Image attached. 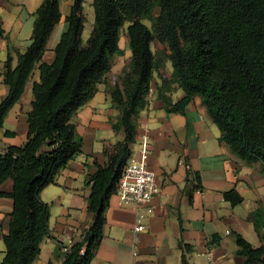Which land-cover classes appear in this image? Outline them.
<instances>
[{
  "label": "trees",
  "instance_id": "16d2710c",
  "mask_svg": "<svg viewBox=\"0 0 264 264\" xmlns=\"http://www.w3.org/2000/svg\"><path fill=\"white\" fill-rule=\"evenodd\" d=\"M92 7L93 26L83 43V0H74L53 60L46 63L41 60L60 11L58 0H43L33 14L29 45L16 52L15 66L10 51L4 61L3 83L8 91L0 100V129L35 68L39 79L32 83L26 141L0 152V197L13 202L0 264H32L43 239L50 236L49 205L41 200L40 192L55 184L59 171L81 153L83 139L72 117L97 93L113 58L124 54L118 43L126 23L130 60L120 84L110 93L118 111L112 128L122 132L123 139L104 148L106 163L97 164L86 178L91 225L62 254L61 264H90L94 257L109 199L131 155L129 144L135 141L139 114L147 106L153 76L165 58L171 73L169 78H160L158 88L165 111L184 114L187 104L198 96L230 150L247 164L260 163L264 174V0H92ZM155 8L159 9L156 17ZM143 20L151 22V27ZM2 33L0 29V38ZM155 41L166 45L167 54L153 52ZM173 85L183 92L176 102L167 94ZM9 179L12 189L4 192L1 186ZM223 194L233 204L241 201L233 190ZM247 220L262 245L255 248L236 235L237 254L244 264H264L263 210L255 209ZM179 248L180 264H187L186 253L192 248L181 240Z\"/></svg>",
  "mask_w": 264,
  "mask_h": 264
},
{
  "label": "crops",
  "instance_id": "0c3cea01",
  "mask_svg": "<svg viewBox=\"0 0 264 264\" xmlns=\"http://www.w3.org/2000/svg\"><path fill=\"white\" fill-rule=\"evenodd\" d=\"M42 1L0 0L3 32L0 100L8 91L2 75L7 53L10 51L12 66H15L16 52H23L31 41L33 14ZM58 2L60 20L51 32L41 62L53 60L54 47L67 28L65 17L74 0ZM83 12L84 29L86 21L93 26L92 0H83ZM86 40L82 37L83 43ZM161 74L170 77L168 73ZM38 79L39 71L35 68L22 98L7 113L0 129V152L26 141V114L32 108V83ZM160 85V78L155 74L147 106L138 117L135 141L129 144L132 154L138 151L142 139H147L148 165L155 173L158 193L140 210L119 206L115 194L111 195L103 236L90 264H180V240L192 248L186 253L187 264H244L243 257L237 254L236 235L255 248L262 245L253 224L247 220L249 213L257 208L264 212L261 165L247 164L230 150L198 96L187 104L184 114L167 113L158 96ZM172 87L167 94L176 102L183 92ZM117 115L110 92L102 84L93 98L73 115L72 122L83 139L81 153L59 171L55 184L40 192L41 200L49 205L50 236L43 239L40 254L32 264H61L63 248L79 242L90 227L91 219L86 211L89 188L85 181L96 171L97 164L106 163L104 148L123 139L122 132L112 128ZM12 185L10 179L6 180L1 190L10 192ZM231 190L241 197L239 203L233 204L224 197L223 193ZM231 197L236 199L235 194ZM12 208L10 198L0 197L2 259L5 253L2 238L8 231ZM139 215L144 229L134 232Z\"/></svg>",
  "mask_w": 264,
  "mask_h": 264
},
{
  "label": "built area",
  "instance_id": "2783aa9c",
  "mask_svg": "<svg viewBox=\"0 0 264 264\" xmlns=\"http://www.w3.org/2000/svg\"><path fill=\"white\" fill-rule=\"evenodd\" d=\"M149 149L147 139H142L137 152L132 153L127 159L120 175L116 192L119 206H132L140 210L158 193V184L155 173L148 165ZM141 216L137 217L134 232L144 229ZM69 247H64L67 251Z\"/></svg>",
  "mask_w": 264,
  "mask_h": 264
},
{
  "label": "rangeland",
  "instance_id": "374dc122",
  "mask_svg": "<svg viewBox=\"0 0 264 264\" xmlns=\"http://www.w3.org/2000/svg\"><path fill=\"white\" fill-rule=\"evenodd\" d=\"M158 14H159V9L155 8L153 10V16L156 17ZM143 22L148 27H151V22L147 20H143ZM126 27H127V23L120 30L119 43H118L119 47L123 50L124 54L122 56H115L113 58L111 69L106 75L104 81L101 83L102 86L105 88V90H108L110 93L116 88V86L120 84L123 69L129 63V60H130V50H129L128 39L126 35ZM91 28H92V24H90L89 21H86L85 29L82 35L83 40H86L88 38ZM151 48L153 52H162V53L167 54L166 45H163L157 41L151 44ZM161 72L163 74L171 73V65H170L169 60H167L166 58L163 61V65L161 69L156 73V75L159 78L163 77ZM1 245L3 244L0 243V246ZM1 259H2V255L0 254V260Z\"/></svg>",
  "mask_w": 264,
  "mask_h": 264
}]
</instances>
